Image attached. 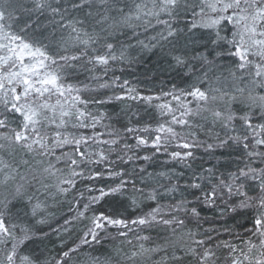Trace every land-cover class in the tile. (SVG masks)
Segmentation results:
<instances>
[{
    "label": "snow or ice",
    "instance_id": "obj_1",
    "mask_svg": "<svg viewBox=\"0 0 264 264\" xmlns=\"http://www.w3.org/2000/svg\"><path fill=\"white\" fill-rule=\"evenodd\" d=\"M166 47L169 64L187 71L189 87L162 93L170 100L155 105L161 117L155 127L124 126L121 132L109 124L104 126L109 129L106 133L95 131L102 117L90 112L89 104L161 99L137 93L127 79L114 75L113 65L134 63ZM221 59L234 64L223 80L228 90L217 87L222 82L213 71ZM83 74L87 82L80 81ZM92 84L120 89L123 94L108 100L83 99L82 92L93 90ZM218 97H227L224 111L209 107ZM237 102L248 110L240 117L232 110ZM205 113H210L213 126L218 123L226 130L224 137L209 135L211 143L197 138L196 130L204 129L197 120L207 121ZM237 119L239 130L234 125ZM88 129L93 130L90 135L85 134ZM207 131L211 133L212 128ZM130 134L134 145L127 143ZM105 135L109 138L102 139ZM142 146L150 147L152 155H135ZM198 147L210 157L217 149H236L247 157L243 166L238 162L236 170L226 175L218 174L215 165L203 169L204 175L193 172L183 186L200 192L197 202L209 207L223 203L221 215L230 210L235 216H248L251 228H246L243 247L217 241L212 235H220L217 228L202 233L188 230L187 241L177 235L186 219L198 224L200 217L196 207L188 206L191 202L173 196L180 191L184 173L153 174L143 167L129 172L117 167L134 160L151 162L154 155L164 152L170 162L191 170L196 159L193 149ZM17 150L27 158L17 160ZM0 153L6 154L0 155V186L4 189L0 192V264H72L73 255L84 245L117 237L132 246L131 253L125 254L132 264H139V258L149 253H167L169 247L176 248L168 256L173 264H185L186 257L197 264H216L219 249L227 250L225 264H264V0H0ZM257 162L259 166H253ZM145 175L168 183L157 179V186L150 190L147 185L137 187ZM52 178L54 184L49 183ZM205 182L208 190L203 187ZM78 183H84L88 193L98 194L85 196ZM41 190L56 203L72 194L69 207L75 212L53 229L56 234L69 232L77 222L84 224L79 243L51 260L31 253L21 255V245L38 239L36 232L43 230L33 232L11 222V211L18 205L26 210L25 216H36L42 207L37 196ZM137 194L155 206L134 219L94 207L106 197H127V207L137 209ZM165 197L173 202L161 204ZM118 202L124 205L123 200ZM109 228L118 229L116 236ZM152 230L164 243L145 247L144 242L152 237L140 233ZM90 264L111 262L92 257Z\"/></svg>",
    "mask_w": 264,
    "mask_h": 264
},
{
    "label": "trees",
    "instance_id": "obj_2",
    "mask_svg": "<svg viewBox=\"0 0 264 264\" xmlns=\"http://www.w3.org/2000/svg\"><path fill=\"white\" fill-rule=\"evenodd\" d=\"M152 34V32H149V35ZM154 52L155 54L148 53L143 55L138 58L136 62L131 64L125 62L123 64L113 65V68L115 69L114 75L121 76L122 80L127 79L130 82V86L135 87L136 92L142 96H160L165 99L166 97H164L162 93L173 91L174 89L178 90L180 88L189 87L191 81H188L187 83L185 82L188 75L187 71L178 68L174 64H169L171 56L168 55V47L163 50H154ZM230 68L234 69L233 62L229 59H221L218 61V66L213 71L215 76L220 77V74L225 73ZM86 75L87 74L81 75L80 81L87 82ZM109 75L111 76L113 73L110 72ZM211 75L212 74L210 73V76ZM90 87L93 90L82 92L81 95L83 99L90 101L93 99L108 100L110 97L123 94L120 89H100L96 84H92ZM135 94L136 93H131V95ZM154 103H145L140 99H112L110 103H105L103 105L89 104L88 110L93 114H97L102 117L101 122L97 124L95 131L106 133L109 129H106L104 126L110 124L122 132L124 126L143 128L151 125L152 127H155L156 122L159 121L161 117L159 111L155 107L156 103ZM241 107L243 110L244 107ZM247 111L248 110L246 108V112ZM210 122L211 121L203 120L197 121V123L204 125L203 130H196L197 138L199 140L203 141L207 139V141L211 143L213 140L208 139L209 135L215 136L216 134H219L221 137L226 135V130L218 123L213 126ZM234 125L235 128L239 130L241 127V121L237 119L234 121ZM209 128H212L211 133H208L207 131ZM84 131L86 135H90L93 130L88 129ZM140 134L147 135L145 133ZM107 138H109L107 135L102 137V139ZM127 143L130 145L135 144L134 135L130 134L127 136ZM104 147L107 151V146ZM120 147H122V144L116 147V150L112 153V159H115L116 153L120 151ZM65 151H68V149H65ZM169 151H171V149H169ZM193 151L196 159L195 162L192 163L191 170L185 168L181 163L175 161L170 162L169 156L164 152L154 155L153 161L151 162H145L142 159L134 160L131 163L117 164V167H123L129 172H131L133 168L138 170L143 167L148 173L153 174L166 172L168 170H174L175 173H184L179 180L180 191L174 193L173 196L176 200H179L181 196H183L187 201L191 202L188 206L196 207L200 213V217L198 224L195 220L189 222V220L186 219L183 231H178L177 235L182 236L184 241H187L188 238L185 234L188 230L202 233L205 229L217 228L220 229V235L217 237L215 232L212 233V235L217 238V241H230L235 245L243 247L242 241L248 238L246 228H251L248 216H235V214L230 210L225 211L224 214L221 215V210L225 207L223 203L218 201L217 204L219 207H209L204 203L197 202L196 198L199 197L200 192L191 188L185 189L183 186L190 182L193 172L204 175L205 173L203 172V169H207L208 167L215 165V167L219 170L218 174L224 173L226 175L228 171L236 170L238 162L240 163V166H243V162L247 161V157L241 156L239 151L236 149H229L227 152H224L223 149H217L215 156L213 157H210L205 152L203 147L195 148ZM221 152H224V155H221ZM152 153L153 150L150 147L142 146L140 149L136 150L135 155L142 157L144 155H152ZM0 155L6 154L0 153ZM128 155H133V153L129 152ZM15 158L19 160L27 157L23 152L17 150ZM253 166H259L258 162ZM21 172H23V168H21ZM157 179H159L160 183H168V181L163 178ZM157 179H150L147 175H145L144 183H141L138 180L137 187L145 188V185H147L146 190H150L152 187L157 186ZM49 183L54 184L55 178L50 179ZM90 183H99L100 186H104L105 182ZM106 183H111V181H107ZM203 187L205 190H208L210 186L205 182ZM77 188L84 191L85 196L98 194L95 192L88 193L85 190L84 183H78ZM3 190V186H0V192ZM129 193L131 194V186H129ZM37 196L42 202V207L38 210L35 217H32L31 215L25 216L24 212L26 210L19 205L11 211L12 223L27 226L31 228L33 232H36V229L43 230V232H36V235L39 238L35 241H25V243L21 245L19 251L21 252V255L31 253L41 255L43 259L48 260H51L52 258H59L63 251H67L69 247L75 246V244L79 243V237L84 229V224L77 222L71 226V230L69 232L65 233L61 231L60 234H56L53 229L61 227L64 223V219L71 218L75 212L74 208L70 210L69 207L72 194L70 193L67 198L60 197L59 203L53 202L50 198L46 199L43 190L37 193ZM137 199L140 201V207L137 209L127 207V197H118L117 199L106 197L104 201H101L100 204H97L94 207L98 211H104L106 213H124V215L128 218L134 219L141 212L150 211L151 208L155 206L153 202L143 200V198L139 197L138 194ZM119 200L124 201L123 206L118 202ZM45 201L47 203V207H44ZM172 202L173 200L171 197H165L160 201V203L164 205ZM125 208H127V211H125ZM39 219H45L46 222L43 224L37 223ZM225 227L228 228L229 231H224L223 229ZM109 232L116 236L118 229L109 228ZM140 234L152 237L150 241L144 242L145 247H155L158 244L164 243V239L157 236V232L155 230L141 232ZM163 236L166 237L168 234L165 233ZM133 242L134 244L137 243L135 240ZM178 247L179 242L177 243V248ZM175 250L176 248L169 247L167 249V253L164 251L149 253L143 258H139V264H173V262L168 259V256ZM131 251L132 246H129L123 237L105 239L100 244L84 245L78 254L73 255L72 264H90L92 257H99L101 260L108 259L111 264H132V262L128 261L125 257V254H130ZM226 255V249L217 250L218 259L216 264H225L224 257ZM2 258L3 254L0 253V259ZM185 264H197V262L191 257H186Z\"/></svg>",
    "mask_w": 264,
    "mask_h": 264
},
{
    "label": "rangeland",
    "instance_id": "obj_3",
    "mask_svg": "<svg viewBox=\"0 0 264 264\" xmlns=\"http://www.w3.org/2000/svg\"><path fill=\"white\" fill-rule=\"evenodd\" d=\"M230 70V69H229ZM229 70L228 71H226L225 73H222V74H220V79H221V84L220 85H217V87H222V89H225V90H228V89H230V86L229 85H224L223 84V80H224V77H226L227 75H228V72H229ZM237 75H239V73H237ZM162 99V100H161ZM161 99L159 100V101H157V100H153L151 103H156V104H158V103H163V102H165V101H168V100H170V98H165V99H163L162 97H161ZM189 100H191V98L189 97L188 98ZM227 100V97H224L223 99H220L219 97H218V99H217V101L216 102H214V103H212V104H210L209 105V107H211V108H218V109H220L221 111H224L225 110V101ZM145 102V101H144ZM145 103H147V102H145ZM154 103V104H155ZM173 103V106H175V102H172ZM155 104V105H156ZM192 107H195V101H193V103H192V105H191ZM241 106H243L244 107V109L242 110V107ZM158 110V109H157ZM232 110L235 112V114L237 115V117H240V116H242V115H244L245 114V112H246V106L245 105H241V104H239L238 102L237 103H233V105H232ZM205 116H207V121H211L212 120V117H211V115H210V113H205L204 114ZM198 120H200V119H198ZM197 120V121H198ZM204 121V120H203ZM178 130H180V129H178Z\"/></svg>",
    "mask_w": 264,
    "mask_h": 264
}]
</instances>
